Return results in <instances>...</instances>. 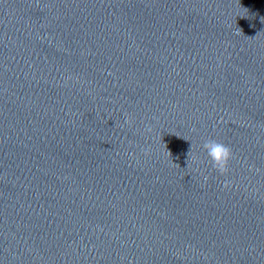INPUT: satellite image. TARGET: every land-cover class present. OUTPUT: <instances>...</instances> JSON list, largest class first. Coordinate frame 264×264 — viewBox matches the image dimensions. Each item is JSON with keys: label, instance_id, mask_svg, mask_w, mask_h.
I'll use <instances>...</instances> for the list:
<instances>
[{"label": "clouds", "instance_id": "obj_1", "mask_svg": "<svg viewBox=\"0 0 264 264\" xmlns=\"http://www.w3.org/2000/svg\"><path fill=\"white\" fill-rule=\"evenodd\" d=\"M125 122L126 123L129 122L127 118ZM145 131L151 132V126L146 124ZM202 148L206 152L212 167L219 174L225 175L229 171V162L231 161V159H233V153L231 148L225 145L224 143L214 139L205 140L202 144ZM190 152L191 150L189 151V153ZM189 153H188V159H189ZM205 180H207V177H205Z\"/></svg>", "mask_w": 264, "mask_h": 264}]
</instances>
